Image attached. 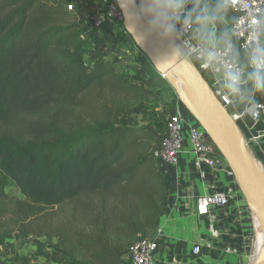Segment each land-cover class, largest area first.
I'll use <instances>...</instances> for the list:
<instances>
[{
    "label": "trees",
    "instance_id": "trees-1",
    "mask_svg": "<svg viewBox=\"0 0 264 264\" xmlns=\"http://www.w3.org/2000/svg\"><path fill=\"white\" fill-rule=\"evenodd\" d=\"M76 5L73 16L61 0H0V202L13 182L24 197L17 222L72 206L64 225L36 234L48 263L129 264L130 245L153 238L170 199L154 157L165 131L135 125L132 109L174 91L124 30L85 35V2ZM110 32L130 39L142 81L121 75ZM12 232L0 228V256Z\"/></svg>",
    "mask_w": 264,
    "mask_h": 264
},
{
    "label": "built area",
    "instance_id": "built-area-1",
    "mask_svg": "<svg viewBox=\"0 0 264 264\" xmlns=\"http://www.w3.org/2000/svg\"><path fill=\"white\" fill-rule=\"evenodd\" d=\"M195 0H184L185 8L180 10V15L170 21L174 24V33L177 43L187 59L202 73L208 85L219 99L221 104L228 110L239 129L247 148L255 157L256 161L264 169V138L259 141L257 138H249L245 130L248 129L246 116L253 123H261L264 126V103L253 99L245 111L241 113L233 105V101L224 89L217 87L218 82H226L229 85V73L239 71L241 81L239 87L244 83L250 82L247 73L250 71L247 53L251 46L249 34L256 29L262 28L264 19V0H215L225 9L233 14V20L229 27L230 39L224 46H206L197 36L194 20L191 18L185 23L184 16L190 13V6ZM208 2L210 0H199ZM168 3V16H171V0ZM102 7L97 6L94 15H78V19H85L84 34L89 35L93 32L103 34L107 28L118 33L124 30L123 15L118 7L116 0H101ZM67 9L70 13L78 12L77 5L69 3ZM85 10V5L81 8ZM128 34V33H127ZM129 35V34H128ZM213 56L211 62L208 61L209 55ZM237 55H239L237 57ZM206 75L214 77L209 80ZM251 85V84H250ZM231 89V88H230ZM175 92V91H174ZM177 106L171 115L166 126L160 146L154 151L157 164H170L177 166L180 162L181 154L186 147L190 146V152L194 159V166L202 180H207L210 176L224 177L227 181L236 180L226 160L211 140L205 129L196 121L191 122L192 115L182 104L179 95ZM251 111V113H249ZM231 194L226 189H217L214 193L198 199L197 211L200 215H209L215 209L228 207L231 203ZM250 217L255 223V217L250 210ZM211 233L215 236L216 232L211 227ZM208 248L211 245H207ZM157 250L155 240L147 237H138L128 249L129 264H154V254ZM200 246H195L194 254H200Z\"/></svg>",
    "mask_w": 264,
    "mask_h": 264
},
{
    "label": "crops",
    "instance_id": "crops-1",
    "mask_svg": "<svg viewBox=\"0 0 264 264\" xmlns=\"http://www.w3.org/2000/svg\"><path fill=\"white\" fill-rule=\"evenodd\" d=\"M193 7L196 12H192L191 16L197 36L206 46H224L230 39L229 27L234 14L215 0L208 2L195 0L189 8L190 12ZM201 9H204L206 13L210 12L212 18L206 22L198 20L196 16ZM262 28H264V19ZM109 38L111 42L117 43L119 37L110 32ZM142 71L145 75L144 79L148 74L144 69ZM206 78L215 79L210 75H206ZM217 87L229 94L233 105L241 113L253 99L264 103V94L254 92L248 82H244L238 92H233L226 82H218ZM246 121L248 124V129L245 130L246 135L261 141L264 138V126L259 122L253 123L248 116ZM191 122H195L193 117ZM190 151V146H187L177 166L158 164L169 184L170 199L158 231L152 238L157 244L154 264H229L234 258L232 251L228 249V244L235 236L242 235L244 232L241 227L247 226V211L238 195L236 185L228 189L227 180L222 176L220 178L210 176L207 180L199 177ZM217 189L229 191L232 196L230 205L215 209L209 215H200L197 211L198 199L214 193ZM211 227L216 232L215 236L211 233ZM207 245L211 247L208 248ZM195 246L201 247L200 254L193 253ZM127 260H129L128 256ZM43 262L46 260L41 258L38 264Z\"/></svg>",
    "mask_w": 264,
    "mask_h": 264
},
{
    "label": "water",
    "instance_id": "water-1",
    "mask_svg": "<svg viewBox=\"0 0 264 264\" xmlns=\"http://www.w3.org/2000/svg\"><path fill=\"white\" fill-rule=\"evenodd\" d=\"M116 2L123 15L125 30L135 45L179 95L184 107L205 129L226 160L255 220L258 214L264 217V176L259 172L257 161L247 148L238 125L202 73L179 48L174 24L168 18L167 0ZM134 4L140 6L142 17L136 12ZM165 25L171 26L172 30L166 31ZM172 70H175L184 94L175 82ZM249 264H264V257Z\"/></svg>",
    "mask_w": 264,
    "mask_h": 264
},
{
    "label": "rangeland",
    "instance_id": "rangeland-1",
    "mask_svg": "<svg viewBox=\"0 0 264 264\" xmlns=\"http://www.w3.org/2000/svg\"><path fill=\"white\" fill-rule=\"evenodd\" d=\"M61 1L65 4L66 8L69 3L76 4L79 2V0ZM84 2L86 8L83 10L84 14L94 15L96 12L95 6L97 1L84 0ZM71 15L74 16V13ZM78 21L86 22L85 19H79ZM118 37L117 43L119 44V49L117 53L113 55L112 60L115 62L120 61L119 71L122 76L130 77L132 81H142L145 76L142 71L143 68L136 64L132 50L128 49L125 45H130V39L120 34ZM109 39L111 40V38ZM176 106L177 98L175 97L174 92L155 90L154 97L150 98L147 102L139 103L132 109V121L138 126L146 124L156 125L160 123L165 131ZM235 185L238 190V195H240L244 208L247 211V226L244 225L241 227L245 232V235L243 232L242 235L235 236L234 239L232 238V243L229 242L228 244V249L232 251V256L234 258L229 264H249L254 256L256 257L258 256V253H260V248L257 247L259 246V240L255 229L256 221L254 225L250 217L249 204L238 184H235L233 181L226 182V187L228 189L230 186L233 187ZM6 193L9 198L0 202V228L13 230V234L8 237V243L14 248L11 249L10 253L4 249L0 256V264H38L41 258L46 260V262H43L42 264H48L47 258H45V254L49 252L48 240L44 237H36V234L44 233L50 228L57 229L60 225H64V222L59 215L71 214L72 206L64 205L62 208L59 207L52 211L48 210L39 217L30 218L20 223L14 220L12 207L14 206L15 201L23 200L24 197L13 182L9 183ZM21 228L25 229L24 231L29 234L27 236H22L20 234ZM52 233H55V231L52 230ZM56 241L57 238H55V242Z\"/></svg>",
    "mask_w": 264,
    "mask_h": 264
},
{
    "label": "clouds",
    "instance_id": "clouds-1",
    "mask_svg": "<svg viewBox=\"0 0 264 264\" xmlns=\"http://www.w3.org/2000/svg\"><path fill=\"white\" fill-rule=\"evenodd\" d=\"M171 16L169 19H173L180 15V10L185 8L184 0H171ZM192 12H196L195 7L190 13L184 16L185 23L191 18ZM198 20L208 21L212 18L210 12H205L201 9L199 14L196 16ZM166 31H171L172 28L169 25H165ZM249 40L251 41V46L247 53L248 64L250 71L247 73V79L251 84V89L256 93L264 94V28L256 29L249 34ZM213 56L210 54L208 61L211 62ZM241 81V76L239 71H233L229 73V87L233 92L239 91V84ZM251 113V111H249Z\"/></svg>",
    "mask_w": 264,
    "mask_h": 264
},
{
    "label": "bare ground",
    "instance_id": "bare-ground-1",
    "mask_svg": "<svg viewBox=\"0 0 264 264\" xmlns=\"http://www.w3.org/2000/svg\"><path fill=\"white\" fill-rule=\"evenodd\" d=\"M134 8H135L136 12L138 13V15L140 17H142V13H141L140 6L134 4ZM172 73L174 75L175 82L178 83V86L180 88V91L184 94L183 89L179 85L178 78H177V75H176L175 70H172ZM256 166H257L259 172L261 173V175L264 176V169H263V167L258 162H256ZM255 221H256V225H255V223H254V225H255L257 237H258V240H259V244H258L259 246H257V247L260 248V253H258V256H256V257L254 256L253 260H255L257 258L264 257V217H262L261 215L258 214V217L256 218Z\"/></svg>",
    "mask_w": 264,
    "mask_h": 264
}]
</instances>
